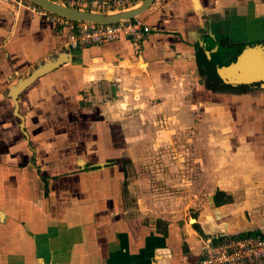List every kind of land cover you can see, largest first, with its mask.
<instances>
[{"label":"crops","instance_id":"1","mask_svg":"<svg viewBox=\"0 0 264 264\" xmlns=\"http://www.w3.org/2000/svg\"><path fill=\"white\" fill-rule=\"evenodd\" d=\"M137 18L149 28L137 41L71 49L54 14L0 1V264H196L217 233L264 230V88L212 91L194 58L202 37L218 65L225 48L264 43V0H153ZM58 58L14 112L8 90ZM189 106L231 118L236 136L221 176L203 155L209 198L180 220L148 212L126 173L146 172L158 149L168 161L165 141L183 139ZM170 155L171 168L150 171L182 172V148ZM215 190L231 201L214 206Z\"/></svg>","mask_w":264,"mask_h":264},{"label":"rangeland","instance_id":"2","mask_svg":"<svg viewBox=\"0 0 264 264\" xmlns=\"http://www.w3.org/2000/svg\"><path fill=\"white\" fill-rule=\"evenodd\" d=\"M61 1L64 5L67 2L66 0ZM77 7H79L77 9H82L80 6ZM200 95V97H202L201 93ZM206 95L207 94H204L203 96L205 97ZM213 98H215L213 95H207L203 101H206V103H213ZM227 98L233 100V97L228 96ZM185 100H190V94L185 96ZM196 100L198 101V99ZM203 107L204 106L197 110L195 107L189 106L190 110H192L191 119L187 123H184V125H182L183 127L176 128L177 132L183 135L181 141H165L169 153L167 157L168 161H163L161 159L159 149L156 150L154 157L150 159L151 161H147L148 165L156 166V168L160 166L164 170L171 168L170 162L173 160L170 155L171 149L178 144V147L182 148L183 154L182 172H151L150 166L148 167L147 165L146 172L141 168L142 171H129L126 173V182L131 183L135 181L136 190H138L140 194L147 195V200L153 203L151 206H146L148 212L151 211L153 214L160 215L165 214L171 218L176 217L183 220L196 213L197 208H201L207 203V199L209 198L208 194L211 191V189H208V186H210L212 182L210 181V183H207V171L205 167L207 160L203 159V155L208 151H210V154L212 153L214 155L211 156V158L215 157L214 165L216 171H218L217 173L215 172V174H220L219 176L223 174V166L226 160L225 155L232 147L228 139L229 137H235L236 134L231 133L228 126L224 123L230 121L231 118L223 117L218 113L208 114ZM174 124L173 122L171 123L172 126H174ZM168 132H171V130ZM237 136V139H239L240 136ZM195 147L201 149L200 156L193 155V148ZM143 164L144 160L141 161L140 167L143 166ZM178 170H180V168H178ZM209 177L213 179V172ZM232 235L238 236L235 233H230L224 235L222 238L226 239ZM212 241L215 242L217 239H212ZM259 262L256 264H259Z\"/></svg>","mask_w":264,"mask_h":264},{"label":"water","instance_id":"3","mask_svg":"<svg viewBox=\"0 0 264 264\" xmlns=\"http://www.w3.org/2000/svg\"><path fill=\"white\" fill-rule=\"evenodd\" d=\"M42 10L61 16L71 21H86L99 24H112L122 20L139 17L152 4L153 0H141L136 6L110 10L77 9L52 0H29ZM213 39V38H212ZM225 64L218 65L211 59L212 49L202 37L197 41L194 51L195 63L203 79L221 84L237 86L241 84L264 83V43L247 44ZM215 51V50H213ZM63 62L62 58L47 62L19 80L8 90V97L17 108L18 93L33 82L37 77L52 70ZM216 235L210 239L215 238ZM197 264V263H196Z\"/></svg>","mask_w":264,"mask_h":264},{"label":"built area","instance_id":"4","mask_svg":"<svg viewBox=\"0 0 264 264\" xmlns=\"http://www.w3.org/2000/svg\"><path fill=\"white\" fill-rule=\"evenodd\" d=\"M1 2L26 5L31 9L42 10L29 0H0ZM63 4L61 0H52ZM65 5L87 10H110L125 5L128 0L90 1L66 0ZM44 11V10H43ZM56 20L68 28L65 46L75 49L79 46L98 44L117 39L119 36L139 40L149 28L139 18L118 21L112 24H99L86 21H71L55 15ZM264 258V236L245 234L229 236L212 242L203 241L197 264H256Z\"/></svg>","mask_w":264,"mask_h":264},{"label":"trees","instance_id":"5","mask_svg":"<svg viewBox=\"0 0 264 264\" xmlns=\"http://www.w3.org/2000/svg\"><path fill=\"white\" fill-rule=\"evenodd\" d=\"M226 62L227 61H225L224 63H226ZM205 83L210 87H214V88H209L210 90H212V91L214 90L218 93H220V92L221 93H227V91H229L230 89H233V88H220V87H224V86H228V85L221 84V83L214 82V81L205 80ZM212 201H213L214 206H219V205H222L225 203H229L231 201V198L228 194H225L223 191L215 190L213 195H212ZM236 234L238 236L245 235V234H259L261 236H264V230L263 231L262 230H253V231H246V232L240 231L239 233H236ZM223 236H224V234H217L216 237L213 239H217V241H218ZM232 236H234V235H232ZM211 241H212V239H211ZM212 242H214V241H212Z\"/></svg>","mask_w":264,"mask_h":264},{"label":"flooded vegetation","instance_id":"6","mask_svg":"<svg viewBox=\"0 0 264 264\" xmlns=\"http://www.w3.org/2000/svg\"><path fill=\"white\" fill-rule=\"evenodd\" d=\"M247 44H249V43H247ZM244 46H245L244 43H239V44H237L235 46H231L230 48H225L223 51H225L224 53H225V56H226V61L230 60L233 56L237 55L239 50L242 49ZM254 84L262 86L264 88V83L263 82H257V83H254ZM242 85H247V84H241V85H237V86L239 87V86H242ZM228 86H231V85H228ZM233 89L240 90L242 88L239 87V88H233Z\"/></svg>","mask_w":264,"mask_h":264}]
</instances>
